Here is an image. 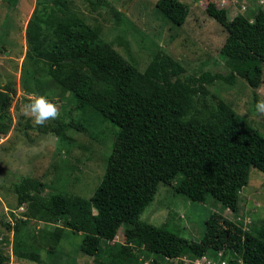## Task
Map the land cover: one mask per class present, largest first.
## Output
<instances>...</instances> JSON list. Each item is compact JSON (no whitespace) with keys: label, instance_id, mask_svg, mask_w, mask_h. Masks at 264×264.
<instances>
[{"label":"trees","instance_id":"obj_1","mask_svg":"<svg viewBox=\"0 0 264 264\" xmlns=\"http://www.w3.org/2000/svg\"><path fill=\"white\" fill-rule=\"evenodd\" d=\"M84 1L92 8L101 3ZM18 2L9 0L13 7ZM71 2L50 0L33 11L25 30L21 84H34L31 91L42 94L45 83L53 82L73 96L75 109L93 108L117 130L89 198L56 185L44 193L45 183L32 175L6 182L15 198V207L9 208L14 221L5 223L13 237L0 236V264L9 259L3 253L9 243L19 260L39 262L34 248L53 253L65 229L81 233L80 250L90 264H141L140 255L150 258L149 264H182V257L201 264L196 261L204 255L217 263L264 264V219L256 229L250 219V228L243 229L237 213L250 168L264 174V135L209 88L215 80L232 85L238 77L254 89L264 81V7L251 0L244 12L230 17V7L206 5V13L225 32L219 57L228 73L222 74L186 68L164 48L152 53L141 70L133 57L125 59L98 27L73 11ZM156 9L174 28L189 12L180 0H157ZM10 24L2 25L3 46ZM49 35L53 38L46 41ZM16 93V83L1 78L0 138L15 127L11 106ZM29 128L66 143V130L83 126L57 117L44 126L25 123L20 132L26 135ZM160 184L193 201L213 198L239 221L213 212L199 241L182 236L168 222L154 225L142 213ZM36 222L44 223L39 231Z\"/></svg>","mask_w":264,"mask_h":264},{"label":"rangeland","instance_id":"obj_2","mask_svg":"<svg viewBox=\"0 0 264 264\" xmlns=\"http://www.w3.org/2000/svg\"><path fill=\"white\" fill-rule=\"evenodd\" d=\"M49 1L19 0L18 5L13 7L9 0H0V35L5 32L2 25L5 22L12 23L4 35V46L0 42L2 47L0 80L7 78L16 83L17 87L11 106L15 127L9 135L0 138L2 237L3 235L13 237L12 231L5 223L14 221L9 208L10 205L15 207V198L12 185L6 182L18 180L21 174L32 175L45 183L44 193L50 190L52 185H56L69 194L89 198L104 172L114 131L117 130L112 122L103 121L93 108L75 109L73 96L53 82L45 83L41 88L42 94L31 91L34 84L27 82L29 88L21 84L20 73L26 50L27 23L35 8H40L42 3ZM71 1L70 8L73 11L98 27L100 36L111 42L125 59L132 60L133 57L141 70L149 62L152 53L164 48L186 68L222 74L228 73L223 59L219 57L225 32L206 13L205 7L209 2L217 6L230 7L228 14L234 17L243 11L242 6H245L246 10L248 3L251 2V0H180L188 5L189 12L184 23L174 28L156 9L157 0H96L101 3L94 8L88 1ZM256 1L258 5L264 7V0ZM51 38L52 35L47 36L46 41ZM209 88L215 96L230 102L238 113L244 115L251 125L264 135V115L258 114L255 107L256 100L257 102L264 100V81L254 89L244 79L238 77L232 85L215 80ZM36 96H44L48 101L57 104L60 120L73 119L81 123L83 128H68L66 134L69 140L66 143H60L53 134H37L36 130L29 128L26 135L32 138L28 140L29 138L20 132V128L25 123L30 124V127H34L35 124L30 115L24 114L23 109L24 105ZM5 183L8 186H5ZM240 192L237 213L243 216L241 217L243 229H249L250 224L252 229L261 227V221L264 219V174L251 167L248 183ZM18 211H21V208H17L15 213H20ZM213 212L235 222L239 221L236 215L230 210H224L213 198H208L205 202L193 201L160 184L154 199L144 209L142 218L154 225L168 222V226L182 236L199 241L205 231V222ZM43 225V222H36L35 229ZM52 226L47 227L53 228ZM81 239V233L65 229L53 253L48 252L46 248H34L40 253L39 262L19 260L9 243V247L4 246L3 250L9 259L1 264H90L91 259L86 260L88 256L80 250ZM140 261L141 264H149L150 258L140 255Z\"/></svg>","mask_w":264,"mask_h":264},{"label":"clouds","instance_id":"obj_3","mask_svg":"<svg viewBox=\"0 0 264 264\" xmlns=\"http://www.w3.org/2000/svg\"><path fill=\"white\" fill-rule=\"evenodd\" d=\"M244 11L245 9H243ZM255 107L258 114L264 115V100L257 102ZM23 111L25 115H30L33 118L35 125L44 126L47 121L55 120L58 117L59 106L48 101L44 96H36L24 105Z\"/></svg>","mask_w":264,"mask_h":264},{"label":"built area","instance_id":"obj_4","mask_svg":"<svg viewBox=\"0 0 264 264\" xmlns=\"http://www.w3.org/2000/svg\"><path fill=\"white\" fill-rule=\"evenodd\" d=\"M246 8L245 6H242V9ZM219 256L222 255L221 252L218 253ZM183 260V263L182 264H188L189 261H191V259H188L186 257H182ZM196 263H201V264H226V261L223 259V260H219L218 263L213 260L211 257H208V255H204L202 256L201 260L200 261H196Z\"/></svg>","mask_w":264,"mask_h":264}]
</instances>
